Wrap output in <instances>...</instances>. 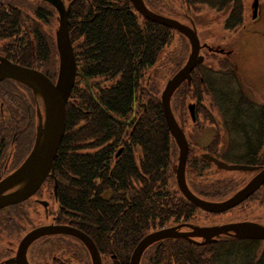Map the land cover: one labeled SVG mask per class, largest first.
<instances>
[{"label":"trees","instance_id":"1","mask_svg":"<svg viewBox=\"0 0 264 264\" xmlns=\"http://www.w3.org/2000/svg\"><path fill=\"white\" fill-rule=\"evenodd\" d=\"M90 1L77 0L72 13H81L89 2L88 7L92 12L100 13L99 17L95 16L93 22H88L87 18L81 22L72 21L71 40L79 71L90 80L92 92L84 80L80 82V79L75 85L67 104L66 133L55 161L54 177L58 182L59 207L67 220L72 219L76 227L98 245L101 243L105 254L115 252L120 264H129L130 255L146 235L191 217L195 209L170 190V178L174 179L178 158L177 146L170 135L159 91L153 82L165 58L173 54L172 41L178 32L142 19L132 11L130 0H117L119 10L116 7L103 10L107 1L116 0ZM161 1H157L159 6ZM178 6L193 21L195 14L200 16L207 10L226 16V30L235 31L246 21L243 0H181ZM151 8L175 18L172 10L159 11L152 5ZM202 17L198 20L203 21V26L207 21L204 15ZM179 35L186 52L169 79L189 57L190 43ZM206 53L202 65H206L208 58L222 57L216 52L206 50ZM50 58L33 59L28 54L24 65L40 69L54 80L53 73L43 68ZM221 61L216 62L219 71L234 76L235 73L231 72L234 67L236 70V65L229 68ZM202 65L193 72L191 85L183 83L173 98L182 87L186 88L187 97L197 99L199 103H204L206 95L211 96L209 90L213 91L212 86L198 70ZM147 70H150L148 76L145 75ZM195 74L198 75L194 79ZM101 79L109 85L100 88L101 82L93 84ZM220 97L225 108L221 106L218 111L224 117L225 126L229 122L236 123L231 117L228 120L224 113L241 110L240 117L255 120L257 126L250 127L258 128L257 138L262 144L264 105L260 111L255 110L254 105H250L253 103L242 97L232 108L231 101L227 103L224 99L225 93ZM212 102L218 105L216 100ZM173 112L176 114L174 109ZM131 114H135V119L127 124ZM199 122H192L189 129L197 128ZM181 124L185 128L183 121ZM246 135L251 142L253 136ZM120 148L123 151L116 157ZM173 156L176 162L172 163L171 171L168 166ZM260 190H264V186ZM237 242L251 247L260 243L232 238L220 244ZM220 244L200 246L181 239L163 240L146 250L141 264H215ZM255 264H264V253Z\"/></svg>","mask_w":264,"mask_h":264},{"label":"flooded vegetation","instance_id":"2","mask_svg":"<svg viewBox=\"0 0 264 264\" xmlns=\"http://www.w3.org/2000/svg\"><path fill=\"white\" fill-rule=\"evenodd\" d=\"M62 1L64 2L66 8H68V6L72 4L69 13L70 36H72V32H73L71 29L72 21L81 22L84 18H87L88 22H93L95 16L99 17L100 13L98 14L96 11L92 12L91 11L92 9H90L91 7H88L89 2H86L87 6L84 7L81 13L77 12L73 14L72 13L73 6L77 0H62ZM144 2L150 10L154 11L151 8V5H148V2H146V0H144ZM130 5L132 11L135 14L140 15L135 10L131 1H130ZM111 7L113 8L116 7L115 8L116 10L120 9V5L119 3H117L116 0L114 2L107 1L106 4L103 6V10L110 9ZM94 8L97 9V6ZM84 10H85V14H84ZM207 12H213V11L207 10ZM207 12L205 11V13ZM157 13L162 14L160 12ZM78 15L79 17L76 20H73ZM222 17L225 18L226 16H222ZM142 19L144 18L142 17ZM52 20L53 21L55 20V22H57L59 26L58 11L52 4L46 2L45 0H0V59H5L13 64L28 67L24 65L25 57L28 54L31 55L33 59H38L41 56H47V57H52L53 55L55 56L56 51L58 52L57 42H56V32L58 27L55 30L54 28H51L50 25L52 23ZM204 25L206 26L208 25V23L203 24V26ZM188 26H192V25H188ZM227 31H232V30H227ZM203 49L208 50L206 47L202 48V50ZM210 52H214V53L216 52L217 54L225 55L227 56L226 57L227 59L231 58L230 57L231 55L227 50H224L223 53H220L216 50H212ZM77 67H78V62H77ZM34 69L41 71L40 69L37 68ZM195 70L193 72H195ZM197 75L198 74H195L194 79L197 77ZM80 79H81L80 77L77 78L76 84ZM56 80H52V81L55 82ZM12 87L18 88V90L13 89ZM135 102H136V97H135ZM189 103L196 104L197 120L198 121L202 120L198 117V115H200V112L202 111L203 103H199V100L197 99L196 102L191 101ZM136 108L137 105L134 107V110ZM186 109L188 110V105H186ZM39 112H41L42 114L44 113L43 102L40 98L35 97L33 91L29 87L12 80H4L0 82V180L4 179L12 172H14L16 169H18L24 163V161L27 159L28 155L32 151L36 139V130L39 120L38 119ZM219 116H220V121L223 125L222 129L221 128L217 129L219 132L217 130H211L212 134H208V131L199 128H196L195 130L192 128L189 130H185L184 128L186 137L188 136L187 140H189L188 141L189 147H191V145L194 147V152H192V158H190V151H189L187 169H191V170H197L203 168L213 169L214 174L215 173L218 174L220 172H226L219 170L214 163L204 159L203 155L205 154H209L215 157L216 159L223 161L227 164L248 165L258 168L264 167V145L260 144V140L257 138L255 140L252 139L251 142H248V137L237 126L233 125L232 122H229L228 125L230 126V128L227 129V127L224 124L223 115L219 113ZM134 119H135V114H132L127 124L132 123ZM189 132L196 133L195 142L191 140V135L189 134ZM237 133L239 134L238 136H240L241 134L246 136L247 140L246 141L239 140L237 143H235L234 138H232V136H237ZM250 134L252 135V133ZM8 136L11 137L10 140H8ZM27 136H29L30 142L25 147L26 141L24 140L26 139ZM206 138H208L209 140L208 139L206 140ZM172 139L176 144L173 137ZM121 149L122 148H120V150ZM20 150L22 151L21 155H20ZM178 152L179 149L177 147V153ZM230 160H233L231 161L232 163H230ZM175 162L176 159L172 163L174 164ZM177 163L178 162H176L175 166L177 165ZM197 174L201 175V171L199 170ZM249 174L252 175L251 178L247 180L241 188H243L255 176L256 172ZM186 176H187V170H186ZM187 183L191 191L201 199L211 202H221L226 200V199L215 200V199L206 198L203 195V193L200 191V186H201L200 181L198 183H195V187L190 185L189 180L187 181ZM57 188H58V182L56 183L55 177L49 176L46 179L43 186L38 190V192L34 196H32L31 198H29L28 200L22 203L15 204L0 210V244H2L3 241H5L4 246L0 248V264H11L10 262L15 260L18 256V252L21 247L22 240L25 238V236H27L29 233L33 232L34 230L49 226H68L82 231L73 224L72 219L67 220V217H65V215L62 213L59 207ZM42 191H45L47 194H44L45 198L41 199L38 197L43 194ZM174 195L186 200L183 194L180 192L179 188L178 190H175ZM33 199H34L33 202L36 207L37 206L43 207L44 216L41 217L42 215L37 214L35 210V218L33 216L31 220L30 213H28L26 208H28L27 206L29 204H33L32 203ZM194 207L195 209L191 217L183 218L181 220H178L177 222H172L170 225H167L162 229L178 227L185 224H190L199 227H212V226H221L226 224L238 223V222L228 221V222L213 223V224L211 223L209 225H200L197 222H199V220H203V217L197 214L196 211L201 209L196 206ZM16 210H20L23 214L19 213L13 215L14 211ZM201 211L204 212L203 210ZM230 211L221 214H211L206 212L204 213L211 216H218V215H225ZM256 223L263 224L259 221ZM180 231L191 232L192 230L187 227H182ZM16 233H20V234L15 236ZM8 234L11 235L7 236ZM228 239H232V237L221 236L219 239L209 244H214L215 242L216 244L224 243ZM195 240L197 242H202V239L199 238H195ZM187 242L191 244H195L191 241H187ZM259 242H264V241H259ZM94 243L98 251L100 252L103 264L105 263L106 260L111 261L110 264H120L119 257L115 252L105 254L103 252V247H102L103 245L101 243L98 245L95 241ZM58 244L68 246V249L65 250V254H68L69 257L67 258L64 257L63 254L60 253V251H58L57 249ZM72 255H74V257L79 256L82 260V264H84L85 262L90 263V261L91 264H93L87 247L79 239L65 234L48 235L30 244V246L27 248L26 251V262L28 264H75V262L73 261L74 257H71Z\"/></svg>","mask_w":264,"mask_h":264},{"label":"water","instance_id":"3","mask_svg":"<svg viewBox=\"0 0 264 264\" xmlns=\"http://www.w3.org/2000/svg\"><path fill=\"white\" fill-rule=\"evenodd\" d=\"M52 4L59 13V26L56 32L57 50L59 54V72L56 82L46 74L34 68L13 64L0 59V82L12 80L29 87L35 97L43 102L44 113L39 112L36 139L32 151L24 163L10 175L0 180V210L22 203L43 186L49 176L54 177L55 161L67 126V104L72 95L78 77L83 78L90 88L89 80L78 71L74 47L69 30V13L72 4L66 8L62 0H45ZM135 10L146 20L171 28L186 37L191 46V52L185 65L168 80L162 95L161 104L166 123L179 149L177 165L174 167L176 181L185 199L206 213L221 214L230 211L251 198L264 186V167L227 164L215 157L205 154L203 158L214 163L221 171L254 173L255 176L240 190L221 202H211L196 196L188 186L186 170L189 156V143L183 125L176 119L172 109V98L185 82L191 83L192 73L197 66L204 63L201 55L202 48L196 28L183 24L179 20L150 10L144 0H130ZM259 0L252 5L253 19L259 11ZM210 51L213 49L210 48ZM223 53L224 50H216ZM91 90V89H90ZM188 111L194 123L197 122L196 104L189 103ZM122 149L118 151V157ZM57 183V180H56ZM182 227L190 228L191 232L180 231ZM70 235L82 241L87 247L93 264H103L100 252L94 241L82 231L68 226L42 227L29 233L22 240L18 256L11 264H28L26 251L30 244L48 235ZM221 236H230L238 240L264 241V225L256 222H238L212 227H199L185 224L178 227L166 228L145 236L134 249L130 264H141L144 253L154 244L168 239H182L197 245L205 246ZM195 238L202 239L197 242Z\"/></svg>","mask_w":264,"mask_h":264},{"label":"rangeland","instance_id":"4","mask_svg":"<svg viewBox=\"0 0 264 264\" xmlns=\"http://www.w3.org/2000/svg\"><path fill=\"white\" fill-rule=\"evenodd\" d=\"M157 1L158 0H149L148 3L153 7H156V10L159 11L172 10L174 13L179 12L178 14L173 13V17H175V19L179 20L183 24L195 26L202 45H206L208 50L210 48H212L213 50H227L231 55L230 57L232 58L227 59L224 57L225 55H222V57L214 56L212 57V59H207L206 65H202L200 68H198L199 73L204 74V77H207V80L209 84H211L213 91L209 90L211 96H205L204 103L202 105V111L200 112V115H198V117L202 120H200L199 126L197 128L208 131V134H212L211 130L223 128L219 116L220 112L218 111L221 106L224 107V104L222 103V97H220L222 93H225L224 99L226 98L225 101L227 103L231 101L232 108H234L235 104L239 103L240 99L243 97L249 100V102L253 103L250 105H254L255 110L260 111L262 106L264 105V0H259L260 5L258 17L256 19H253V0H243L246 9V21L235 31L225 30V18L220 14H216L215 12L206 11L207 13H203L200 16H196L195 14V21H193L192 18L183 13L184 11L178 6L181 4V0H160L162 2L161 6L157 4ZM202 15H204V18L208 23V25L206 26H201L203 21L198 20L199 17H202ZM50 26L55 30L58 27V23L55 22V20H52ZM182 41L183 40L180 39V35L176 33L172 41L173 54H171V56L169 57H164L165 63L163 67L160 69V71H158L157 74L154 75L153 82L157 85L156 88L159 91L160 102L161 95L167 81L171 77V74L174 72V70L177 68L178 60H181L186 52L183 48L184 45L182 44ZM190 51L191 48L189 45V54ZM201 54L207 56L206 50L203 49L201 51ZM218 61H221V64H226V66H228L229 68H233L234 64H236V70L234 67L232 69V72L230 71L231 73H235L234 76H229L220 72V69H218L220 67L216 64V62ZM43 68L45 69V71L47 70L50 71L51 74L53 73L54 80L57 79L59 70V56L57 51L55 56L53 55L50 58V61L46 63ZM55 71H57V74H55ZM149 73L150 70H147L145 75L148 76ZM82 81L83 80H80V82ZM99 82H101L100 88H104L106 87V85H109V83L105 79H101L98 82L94 81L93 84L96 85ZM142 86H144V83H142ZM185 91L186 88L182 87V90L175 95V97L173 98L172 109H174L176 113V119L179 122L183 121L185 130H189V127L192 126L190 125L192 122L189 115L187 114L188 111H186V105H188L189 101L196 102V100L187 97L188 95H185ZM214 98L219 106L216 103L212 102V100L215 102ZM141 103H143V101H141ZM235 112L236 110H232V112L224 114H227L228 120L230 117L234 119V122L236 123L235 126H237L245 135L252 132L253 139L255 140L258 137V128L252 129L250 127L251 125H256L255 120L253 121V119L240 117L241 110H239L238 113ZM180 115H182L183 118H181ZM188 118L190 119V121L188 120ZM251 121H253V123H251ZM228 128H230V126L227 123V129ZM192 129L195 130L196 128ZM189 134L191 135V140L195 142L196 133L189 132ZM238 135L239 134L237 133V136H232L235 143H237L239 140H247V135ZM10 138L11 137L8 136V140H10ZM207 139L208 138H206V140ZM24 141H26V147L30 142L29 136H27ZM262 144L264 145V136ZM192 152H194V147L191 145L190 158H192ZM21 153L22 151L20 150V155ZM173 161L174 156L170 159V163L168 166L171 171ZM231 161L233 160H230V163H232ZM199 170L201 171V175L197 174ZM169 174L171 173L169 172ZM251 176L252 175L250 174L235 172H220L218 174H214L213 169L205 168L197 170L187 169V179L189 180L190 185L195 187V183H198L200 181V191L203 193V195L206 198L215 200H224L229 198L236 191H238L245 184V182L251 178ZM170 183V190L171 192L175 193V190H178L175 176L174 179L173 177L170 178ZM42 193L43 194L38 198H45L44 194L47 193L45 191H42ZM33 201L34 199L32 200L33 204H29L27 206L28 208H26L28 213H30L31 220L33 216L35 218V210L37 214L42 215L41 217L44 216L43 207H36ZM19 213L23 214L20 210H16L14 211L13 215ZM196 213L203 217V220H199V222H197L200 225H209L211 223L213 224L228 221H259L264 224V190H259L255 195L252 196L251 199L247 200V202L240 204L225 215L211 216L202 212L201 210H197ZM20 233H16L15 236ZM9 235L11 234H8L7 236ZM4 244L5 241L0 244V248H2ZM227 245H219V252L217 254L215 264H255L260 260L262 254L264 253V242L257 243L256 245H254V247H251V245H248L247 243L244 244L240 242ZM57 249L58 251H60V253L63 254L64 257H69L68 254H65V250L68 249V246L58 244ZM131 256L132 254L129 257V261L131 259ZM71 257H74V255H72ZM73 261L75 262V264H82V260L79 256H75ZM110 263L111 261L106 260L104 264ZM84 264H91V261L90 263L85 262Z\"/></svg>","mask_w":264,"mask_h":264}]
</instances>
